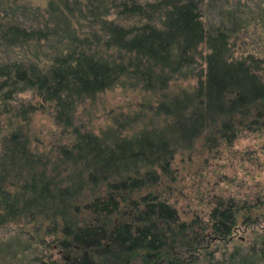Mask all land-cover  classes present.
<instances>
[{"label":"trees","instance_id":"obj_1","mask_svg":"<svg viewBox=\"0 0 264 264\" xmlns=\"http://www.w3.org/2000/svg\"><path fill=\"white\" fill-rule=\"evenodd\" d=\"M116 86L151 117L96 133L89 114ZM262 121L264 0H0V230L58 249L38 264L263 263L261 203L197 187L180 210L175 190L200 173L179 169L199 145Z\"/></svg>","mask_w":264,"mask_h":264},{"label":"rangeland","instance_id":"obj_2","mask_svg":"<svg viewBox=\"0 0 264 264\" xmlns=\"http://www.w3.org/2000/svg\"><path fill=\"white\" fill-rule=\"evenodd\" d=\"M23 1L32 6L43 7L45 4V0ZM252 33L242 34L248 45L254 43ZM89 115L90 128L96 133L108 127H115L117 122H124L126 118L135 119L136 115H141L139 120L143 118L145 122L151 117L148 104L142 107L138 93L121 86L104 93ZM35 125L37 127L46 125V119L38 116ZM142 125L136 124L134 129L137 130ZM202 146L199 145L198 149L201 151L195 152L192 160L186 158L179 164L180 173L192 174L197 169L200 173L188 175L182 182L175 184V190L179 193L183 192H181L183 199L178 195L179 193L176 196L177 208L184 210L188 205L192 208L199 206V202L194 201L193 193L197 187H202L211 196L219 192L225 197H234L241 202L261 203L256 212L258 217L263 218L260 219L256 231L264 232V121L256 133L241 135L229 148L225 146L208 152ZM254 236L255 233L247 229L241 230L234 243L238 244L243 252H247L253 244ZM40 242L41 240L33 233L20 232L12 227L0 230V264H38L37 259L47 261V256L60 259L58 249L49 253L50 250L43 248L44 245Z\"/></svg>","mask_w":264,"mask_h":264},{"label":"flooded vegetation","instance_id":"obj_3","mask_svg":"<svg viewBox=\"0 0 264 264\" xmlns=\"http://www.w3.org/2000/svg\"><path fill=\"white\" fill-rule=\"evenodd\" d=\"M250 134H253V133H250Z\"/></svg>","mask_w":264,"mask_h":264}]
</instances>
